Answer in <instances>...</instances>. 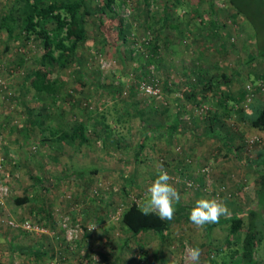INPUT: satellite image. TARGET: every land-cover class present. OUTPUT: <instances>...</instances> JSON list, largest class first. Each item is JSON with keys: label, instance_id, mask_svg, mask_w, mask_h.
Masks as SVG:
<instances>
[{"label": "rangeland", "instance_id": "obj_1", "mask_svg": "<svg viewBox=\"0 0 264 264\" xmlns=\"http://www.w3.org/2000/svg\"><path fill=\"white\" fill-rule=\"evenodd\" d=\"M88 1L93 10L103 2ZM148 1L147 28L143 0L116 1L114 15L126 28L122 43L114 24L103 23L102 34L96 15L89 16L78 62L60 69L61 88L41 99L26 78L40 55L39 42L23 41L16 25L9 34L0 30V239L20 231L7 220L27 219L40 223L44 234L53 231L68 250L54 264H187L189 247H199L201 264H210L214 247L230 238L226 223L198 229L188 214L201 198L222 201L234 217L236 207L252 202L248 193L256 174L246 162L264 146V129L248 126L236 113L212 124L236 145L235 157L220 139L202 134L209 130L206 106L215 105L213 99L194 105L185 96L198 89L193 69L201 64L205 76L222 71L232 77L224 87L232 95L245 93L242 106L264 103V62L249 60L253 37L226 0ZM11 2L0 0V16ZM162 15L165 24L158 20ZM148 38L158 42L156 56L145 47ZM152 54L157 62L145 64ZM177 108L180 130L174 136L148 129L169 122ZM28 110L37 119L33 124ZM76 122L84 123L87 144L47 139L54 137L50 128L70 131ZM160 170L172 177L181 194L174 207H183L184 214L174 215L163 239L155 233L135 238L119 215L131 202L144 204ZM22 194L28 202L15 205L12 199ZM5 253L0 248V264L8 260ZM12 264L21 263L14 258Z\"/></svg>", "mask_w": 264, "mask_h": 264}, {"label": "trees", "instance_id": "obj_2", "mask_svg": "<svg viewBox=\"0 0 264 264\" xmlns=\"http://www.w3.org/2000/svg\"><path fill=\"white\" fill-rule=\"evenodd\" d=\"M116 1L103 0L102 4L93 10L88 0H12L7 12L0 16V30L4 29L9 34L16 25L23 41L35 39L39 42L40 55L36 58L34 68L26 78L32 91L39 95L40 99L54 95L61 88L57 75L60 69L78 62L77 53L86 39L85 23L89 16L96 15L97 29L102 34L103 23L114 24V36L121 43L124 42L126 28L122 23L123 19L114 15L113 6L116 5ZM148 2V0H143L145 21L142 25L144 24L145 28L150 25L147 21ZM226 2L249 28L248 33L253 37L254 47L249 54V60L264 62V0H226ZM167 18L166 15H162L158 20L161 24H165ZM213 26L219 28L217 22ZM157 44L158 42H155L154 39L148 38L145 47L156 56ZM153 54L151 58L147 57L145 64L157 62ZM198 69L203 70L198 73L199 70L193 69L198 89L190 91V93L187 92V94L184 93L185 97L194 105L206 104L210 99H213L212 102L215 105L206 106V110L209 112V115L206 116L207 129L209 130L202 134L209 138L220 139L221 147L237 157L239 154L236 145L227 135L214 131L212 124L219 123V119H228L236 113L240 120L248 126L264 129V103L248 102L242 106L240 103H242L245 93L241 90V92L238 91L232 95L224 87L232 80V77H228L222 71L205 76L204 66L201 64ZM200 75L202 76L200 77ZM261 77L264 80V76L261 75ZM220 86L223 88L219 89ZM179 113L177 108L169 122L162 125H149L148 129L156 131L158 135L164 134L171 138L180 130ZM27 117L30 124L37 120L32 117L29 110ZM48 132L54 137L53 139L47 137V139L56 142L65 144L75 142L87 144L89 142L83 122H76L70 131L62 130L57 124ZM42 139L47 140L43 137ZM246 166L256 174L254 187L252 186L248 193L252 197L250 199L252 202H248L242 208L236 207L235 212L239 213L235 217L220 218L218 223L227 224V234L230 238L227 237L224 246L214 247L210 264H264L261 255L264 250V146L256 148L254 157L247 159ZM93 170L88 169V171ZM84 172L85 169H82L75 171L74 174L80 176ZM27 201L26 194L12 199L15 205H23ZM255 203L258 205V209L252 207ZM36 208L38 210L39 206ZM139 208V205L131 202L122 209L119 221L124 228L135 238H139L138 236L142 233H155L159 239H163L168 231L169 221H161L154 214L141 215ZM175 209V214L179 216L184 214L183 207L178 205ZM46 215L48 217L49 213ZM215 224H207L205 227L210 230ZM137 245L141 244L137 243Z\"/></svg>", "mask_w": 264, "mask_h": 264}, {"label": "clouds", "instance_id": "obj_3", "mask_svg": "<svg viewBox=\"0 0 264 264\" xmlns=\"http://www.w3.org/2000/svg\"><path fill=\"white\" fill-rule=\"evenodd\" d=\"M172 177L166 170H160L153 183L146 189L147 199L139 208L141 215H156L161 221L174 219V204L179 203L181 194L171 183ZM231 216V210L222 201L201 198L191 208L188 219L196 228L202 229L207 224L218 223L221 217ZM201 249L189 247L186 250L187 264H201Z\"/></svg>", "mask_w": 264, "mask_h": 264}, {"label": "crops", "instance_id": "obj_4", "mask_svg": "<svg viewBox=\"0 0 264 264\" xmlns=\"http://www.w3.org/2000/svg\"><path fill=\"white\" fill-rule=\"evenodd\" d=\"M31 213H34L33 210ZM50 233L53 231L48 230L46 234L42 232L38 233L40 235H30L31 233L28 234L21 230L18 232L10 230L7 235L5 234L6 236L3 235L0 239V248L6 247L5 255L8 258L5 261L6 264H12L14 258L19 260L21 264H38L41 260L44 264H54V259L57 262L60 261L61 258L58 255H63L68 250L63 249L64 244H59L57 235L54 236ZM55 242L58 243L54 244Z\"/></svg>", "mask_w": 264, "mask_h": 264}, {"label": "built area", "instance_id": "obj_5", "mask_svg": "<svg viewBox=\"0 0 264 264\" xmlns=\"http://www.w3.org/2000/svg\"><path fill=\"white\" fill-rule=\"evenodd\" d=\"M1 81H0V87H1ZM141 88L149 94H155L156 90L153 89L151 86L149 85H141ZM7 226H9L11 229L14 230H21L27 233H42L45 232V229L42 227L41 224L30 221V220H23L20 222H15L13 220H7L6 221Z\"/></svg>", "mask_w": 264, "mask_h": 264}]
</instances>
